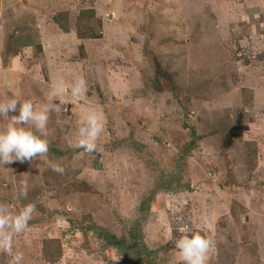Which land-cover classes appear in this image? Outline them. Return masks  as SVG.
<instances>
[{
	"label": "rangeland",
	"instance_id": "374dc122",
	"mask_svg": "<svg viewBox=\"0 0 264 264\" xmlns=\"http://www.w3.org/2000/svg\"><path fill=\"white\" fill-rule=\"evenodd\" d=\"M65 12L69 32L54 21ZM11 97L51 109L47 155L0 163V205L35 207L13 237L21 264H138L101 232L143 248L140 230L153 264H183L181 226L212 240L207 264H264V0H0V101ZM91 110L104 131L89 153L75 145Z\"/></svg>",
	"mask_w": 264,
	"mask_h": 264
},
{
	"label": "clouds",
	"instance_id": "9594fccd",
	"mask_svg": "<svg viewBox=\"0 0 264 264\" xmlns=\"http://www.w3.org/2000/svg\"><path fill=\"white\" fill-rule=\"evenodd\" d=\"M70 92L73 97H82L87 92L86 81L76 77ZM64 93L63 84L55 82L52 84L50 91L52 97L62 96ZM50 111L48 106L37 110L31 101L16 97L0 101V117L8 121L4 128L0 129V163L32 162L38 156L47 155L49 142L42 137L47 135ZM10 112L18 115L9 116ZM33 128L35 131L32 130ZM103 131L101 116L94 110L89 111L82 126L78 128V140L75 146L89 153L101 151L97 146V140ZM37 132L40 135H37ZM50 167L59 174L65 171L56 163L50 164ZM20 194L27 198V184L20 185ZM34 211V205L27 204L18 213L12 214L5 205H0V252L10 257L7 264H21L23 254H13V237L27 229ZM178 231L181 235L174 241V247L183 264H207L208 253L213 246L212 240L199 232L185 234L187 229L183 226Z\"/></svg>",
	"mask_w": 264,
	"mask_h": 264
},
{
	"label": "trees",
	"instance_id": "16d2710c",
	"mask_svg": "<svg viewBox=\"0 0 264 264\" xmlns=\"http://www.w3.org/2000/svg\"><path fill=\"white\" fill-rule=\"evenodd\" d=\"M95 16H96V11L94 9L81 10L80 11V13L77 17L78 24L80 25V23H83L85 26L84 27L85 29H82V30L80 28H77L80 36L84 37L85 35H87V33H85V31L89 27V19H91ZM60 20H61L62 30L65 32H69V30H70L69 13L68 12L58 13L54 16V21L56 23L60 22ZM18 40H19L18 42H19L20 47L21 46H30L33 43L32 40L30 38H26V36L19 37ZM217 126H218V128H220L222 135H226L227 138L231 137L232 133L235 131V128H233L230 124H228L227 121H225L223 119H221L219 121ZM168 189H170L169 183L163 182V181H162L161 187L157 188V190H161V191L168 190ZM156 193H157L156 190L152 191L151 198H152V195L156 194ZM151 198H150V200H151ZM146 202H148V205L145 207ZM149 207H150L149 199L143 200L142 205H141V210H143V209L149 210ZM99 227L100 226H98V228ZM107 232H108L107 234L101 232V235L104 236V238L108 244L116 246L119 249H121L123 252H125L126 255L124 257H126L127 259H130L128 257V255L130 254V256H131V253H128V250L132 249V250L136 251V253H135L136 255H134V258L136 257V261H137L136 263H138V264H153L152 261L150 260L151 253L150 252L147 253V251H146L147 245L143 240V235L141 234V230L138 232V235H139V237H141V240L144 243L143 248H139L138 244H135V246H131L128 243H125L124 240H121L117 235H114L113 232H111V231H107ZM131 242H129V243H131ZM55 243H59V240L58 239H47L45 241L46 247H48V245H54ZM143 250H144V252H143ZM56 256H59V255H56Z\"/></svg>",
	"mask_w": 264,
	"mask_h": 264
}]
</instances>
